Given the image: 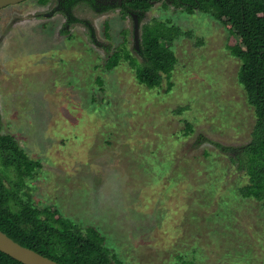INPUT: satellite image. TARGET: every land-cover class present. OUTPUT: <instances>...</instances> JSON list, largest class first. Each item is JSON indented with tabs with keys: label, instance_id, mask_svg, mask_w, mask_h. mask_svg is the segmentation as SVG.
<instances>
[{
	"label": "rangeland",
	"instance_id": "rangeland-1",
	"mask_svg": "<svg viewBox=\"0 0 264 264\" xmlns=\"http://www.w3.org/2000/svg\"><path fill=\"white\" fill-rule=\"evenodd\" d=\"M57 2L0 10V132L41 164L23 189L32 205L57 209L71 229L97 227L109 264H264V205L239 195L246 176L216 147L244 146L255 122L227 29L154 2L140 27L190 35L166 44L177 59L170 91L165 76L147 89L127 63L103 69L124 37L138 58L118 2L76 0L70 23Z\"/></svg>",
	"mask_w": 264,
	"mask_h": 264
},
{
	"label": "trees",
	"instance_id": "trees-1",
	"mask_svg": "<svg viewBox=\"0 0 264 264\" xmlns=\"http://www.w3.org/2000/svg\"><path fill=\"white\" fill-rule=\"evenodd\" d=\"M48 1L37 0V4L45 6ZM169 1L188 13L196 9L210 14L230 34L226 49L240 63L237 82L245 93L247 105L254 111L255 122L250 140L244 146L216 144V147L229 154L230 161L246 176V183L238 188L239 195L264 205V0ZM151 6L150 0H124L120 7L122 16L134 13L139 19ZM67 12V23H70L69 9ZM60 33L68 32L62 29ZM189 35L176 26L152 20L140 27L139 47L133 48L138 58L130 54L124 37L120 46L106 58L103 69L112 71L121 62L127 63L138 84L147 89L159 88L165 76L169 92L177 59L166 44ZM183 110L178 108L175 114L181 115ZM192 133V125L185 122L183 135L187 137ZM40 167L41 164L29 158L11 135L0 132V231L20 246L59 264H109V251L97 227L86 226L81 231L71 229L69 226L73 227L74 222H65L57 209H37L32 205L23 189L26 180ZM0 264L21 263L0 252ZM182 264L193 263L183 261Z\"/></svg>",
	"mask_w": 264,
	"mask_h": 264
},
{
	"label": "water",
	"instance_id": "water-1",
	"mask_svg": "<svg viewBox=\"0 0 264 264\" xmlns=\"http://www.w3.org/2000/svg\"><path fill=\"white\" fill-rule=\"evenodd\" d=\"M27 0H0V10L5 9L10 6H15L21 4ZM133 20V39L134 47L138 49L140 41V26L138 23L137 15H130ZM0 252L14 259L21 264H59L53 260L44 257L31 249L20 246L12 239L7 237L4 233L0 231Z\"/></svg>",
	"mask_w": 264,
	"mask_h": 264
},
{
	"label": "flooded vegetation",
	"instance_id": "flooded-vegetation-1",
	"mask_svg": "<svg viewBox=\"0 0 264 264\" xmlns=\"http://www.w3.org/2000/svg\"><path fill=\"white\" fill-rule=\"evenodd\" d=\"M75 1L76 0H58L56 9L58 11L62 12V14L66 17V19H68L69 16L67 14L68 13L67 11H68V9L70 10L68 5L74 3ZM79 1L86 2L87 4H91L92 6L99 5V3L102 2V0H79ZM104 1L108 2L110 5H114L115 2H118V6L120 7L124 0H104ZM158 1H161V0H156V1L150 0V3L153 4L154 2H158ZM162 1L163 2H165V1L169 2V0H162Z\"/></svg>",
	"mask_w": 264,
	"mask_h": 264
}]
</instances>
